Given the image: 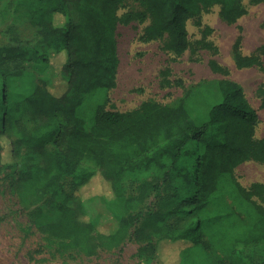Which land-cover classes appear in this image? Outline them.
Masks as SVG:
<instances>
[{"label":"trees","instance_id":"obj_1","mask_svg":"<svg viewBox=\"0 0 264 264\" xmlns=\"http://www.w3.org/2000/svg\"><path fill=\"white\" fill-rule=\"evenodd\" d=\"M125 1L0 0L6 35V42L0 39V173L17 167L19 203L34 207L31 218L59 252L92 256L133 240L141 243V255L168 243L175 264H264V255L253 262L241 254L264 251V183L245 188L233 174L245 161L264 163V135L254 138L255 109L229 78L213 81L211 91L194 85L172 104L109 106L117 11ZM132 1L141 7L134 16L148 19L141 38H164L174 55L189 47L188 19L199 21L213 5L227 23L245 13L243 0ZM232 57L238 68L258 63V56L240 51V37ZM53 59L52 76L10 93L19 62L46 66ZM211 66L226 71L214 61ZM209 91L213 99L203 111L197 98L206 101ZM67 179L92 192L103 189L109 203L120 201L112 231H99L82 199L65 194ZM42 204L56 207L55 217L42 220Z\"/></svg>","mask_w":264,"mask_h":264},{"label":"rangeland","instance_id":"obj_2","mask_svg":"<svg viewBox=\"0 0 264 264\" xmlns=\"http://www.w3.org/2000/svg\"><path fill=\"white\" fill-rule=\"evenodd\" d=\"M242 3L245 13L233 23L222 20L218 5L203 11L199 21L188 19L189 47L181 55H174L164 48V38H141L148 19L142 21L134 16L141 10L137 2H123L117 11L121 19L115 30L118 64L116 85L107 93L109 106L124 111L137 108L145 101L172 104L194 85L204 84L206 92L212 90L216 79L229 78L242 86L246 99L255 109L258 121L254 138H261L264 135V109L260 106L261 90L264 88V0L258 3L243 0ZM127 15L130 20L124 21ZM4 28L1 23L2 42H6ZM238 37L240 51L258 56V63L243 68L235 66L232 45ZM56 61L53 59L46 66L33 61L19 62L20 75L12 80L10 93L26 90L32 80L52 76L58 65ZM212 61L226 71L213 69ZM165 77L169 84L163 83ZM210 91L206 101L203 96L197 98L198 107L203 111L212 102ZM48 147L53 148V145L49 142ZM82 167L88 170L91 166L84 162ZM17 170L15 167L0 173V264H62L64 260L71 264H175L171 246L163 242H159L155 253L149 255H141V243L133 240L119 247L100 248L92 256L57 251L55 244L38 230V222L31 218L30 212L34 207H24L19 203L15 192ZM233 174L245 188L254 182L264 183V163L245 161L233 169ZM64 192L82 199L86 213L93 221L98 220L99 231L114 229L121 209L120 201L109 203L103 197L108 196L103 189L92 192L89 185L78 187L72 179L65 181ZM41 208L42 220L55 217L56 207L42 204ZM182 241L188 242L185 239ZM241 254L245 260L250 254L256 262L261 260L264 251L253 249L251 252L246 248Z\"/></svg>","mask_w":264,"mask_h":264}]
</instances>
